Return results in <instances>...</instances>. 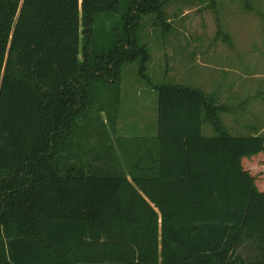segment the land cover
<instances>
[{
	"label": "trees",
	"instance_id": "1",
	"mask_svg": "<svg viewBox=\"0 0 264 264\" xmlns=\"http://www.w3.org/2000/svg\"><path fill=\"white\" fill-rule=\"evenodd\" d=\"M163 2L0 0V264H264V135L151 82L136 33L146 14L168 30ZM131 62L157 89V135L117 151Z\"/></svg>",
	"mask_w": 264,
	"mask_h": 264
},
{
	"label": "rangeland",
	"instance_id": "2",
	"mask_svg": "<svg viewBox=\"0 0 264 264\" xmlns=\"http://www.w3.org/2000/svg\"><path fill=\"white\" fill-rule=\"evenodd\" d=\"M163 1L168 30L146 14L136 33L150 53L151 82L199 88L233 110L219 113L230 134L264 135V0ZM121 91L120 134L149 137L157 127L158 92L139 77L137 62L122 69ZM202 134H215L208 122Z\"/></svg>",
	"mask_w": 264,
	"mask_h": 264
},
{
	"label": "crops",
	"instance_id": "3",
	"mask_svg": "<svg viewBox=\"0 0 264 264\" xmlns=\"http://www.w3.org/2000/svg\"><path fill=\"white\" fill-rule=\"evenodd\" d=\"M217 105V104H216ZM225 108H224V110H222V111H225V112H228V111H233L230 107H227V106H225V105H223ZM103 120L104 121H106V118L104 119L103 118ZM119 132V133H118ZM124 132V129H121L120 128V126H119V116H118V118H117V120H116V124H115V130L114 131H111L110 130V138H111V140H112V143L114 144V147H115V149L118 151V145H117V143H116V137H120V138H123V139H130V138H132L131 136H128V135H126V136H124L123 134H120V133H123ZM154 133V134H153ZM156 135H157V127H156V130L154 131L153 130V132L150 134V136L148 137V136H146V137H141V138H139L138 137V139L137 140H140V141H143V143H145L146 145H145V148H146V146L149 144V143H151L152 141H154V138L156 137ZM123 165V164H122ZM124 166V165H123Z\"/></svg>",
	"mask_w": 264,
	"mask_h": 264
}]
</instances>
